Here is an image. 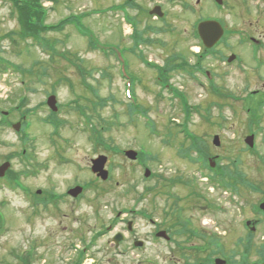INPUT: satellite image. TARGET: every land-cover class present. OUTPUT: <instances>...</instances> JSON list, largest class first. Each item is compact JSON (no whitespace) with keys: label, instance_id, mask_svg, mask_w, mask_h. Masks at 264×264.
Segmentation results:
<instances>
[{"label":"rangeland","instance_id":"1","mask_svg":"<svg viewBox=\"0 0 264 264\" xmlns=\"http://www.w3.org/2000/svg\"><path fill=\"white\" fill-rule=\"evenodd\" d=\"M119 1L59 0L55 3V0H42V4L49 11L47 24H57L71 13L88 14L83 18V23L89 30L94 45L91 44L90 38L88 40L80 34L73 25H67L62 31L43 33L42 36L45 34L43 38L55 44L58 52L69 54L70 51L80 56L81 60L77 63L83 66V70H88V74H85L86 80L97 89L98 97H94L91 91L81 85L83 71L80 72L78 66L44 48L43 41L34 42L35 39L30 37L22 39L16 33L21 29L17 17L12 14L9 4L0 1V57L28 70L26 77L14 66L7 71L9 75H2L0 71V107L12 110L11 115H18L19 118L22 110L15 112L13 107L21 97L29 99L27 105L22 107L24 110L34 111L31 112L33 121L27 147H32V151L37 152L41 159L45 160L50 152L54 151L52 146H58L52 143V139L56 143L58 141L59 146H65V141L69 140L72 147L69 155L73 163L61 166L57 174L54 173L56 169L50 172L59 182L61 189L74 176L81 181L92 178L98 182L97 188L92 190L91 202L81 207L82 213L84 210L90 211L88 224L82 221L84 227L106 225L111 216L108 210L132 205L134 194L141 195L138 207L158 213L164 208L165 202L170 200L169 193L184 199L190 192V187L184 184L167 187L166 181L160 180L157 175L146 178V167L152 170V174H162L166 179L174 177L177 183L191 179L195 189L216 194L218 202H223L225 196H228L233 204L231 210H245L246 201L242 202L244 206L239 203L240 195H229L230 192L226 193L218 184L211 187L210 177L205 176L209 170L202 162L194 163L191 160L199 159L201 153L206 152L205 144L212 156H218L217 161L220 160L221 164L231 166L239 156L242 162L240 168L247 178L264 188V107L260 121L254 124L250 121L254 116L247 112L249 106L246 104L249 98L251 105L264 98V66L256 68L250 49L237 46L234 42L230 49L222 48L221 54L209 55L203 60V66L210 71V76L197 73L194 79L186 71L176 70L167 76V81L187 98L189 105L197 107V110L182 107L180 99L172 93L171 88H160L159 85H166L164 76L128 52L129 44L124 40L123 34L127 38L129 29L124 27L123 32L117 12L108 10L109 5ZM188 1L198 10L192 12L175 7L171 19L177 31L164 35L168 47H145L143 56L146 60L164 66L167 58L180 49L187 53L189 64H194L197 59L192 52H197L199 47L197 39L192 35V23L198 18L205 20L218 17L227 29L249 32L256 36L263 35L264 38L263 0H224L228 4H225L226 8L222 11L216 10L218 5L210 0ZM8 34L12 36L7 37ZM229 38L234 41L238 35ZM172 39H178V44H172ZM231 52L242 56V62H237L236 59L233 63H224L223 54L228 55ZM261 53L264 57V51ZM43 65L49 68L48 74L40 76L38 72L42 70ZM31 72L34 74L31 75ZM39 77L41 81L37 82ZM59 77L68 80H62V84L58 85ZM212 85L217 86L215 93L211 89ZM125 89H129L130 99L127 98ZM52 92L57 95L58 102L62 105H67L73 99H77L81 107L87 104V113L93 115L91 123L97 128L112 122V130L103 132L106 144L142 152L144 156L151 157L146 161L147 166L127 159L123 153L108 151L107 168L112 175L111 179L103 181L94 175L88 165L89 155L95 156V152L91 150L94 143L90 137L91 130L89 131L92 125L87 124L85 131H82L85 125L80 112L72 110L60 114L59 118L67 121L66 125L59 128L60 137L53 135L54 127L44 123L43 118L51 111L44 103ZM96 102L106 103L102 108L97 107L96 111L92 104ZM251 114L253 115L252 112ZM187 117L190 118L185 121ZM252 132L256 134L255 145L258 154L251 153L245 143L246 136ZM189 133L194 134L193 138L188 136ZM215 135H219L221 139L220 146L213 144ZM14 139L15 135L11 130L0 131V140L9 143L0 144V153L13 151L11 141ZM192 142L196 147L194 149H190ZM101 150H105L103 146L100 147L99 151ZM52 154L55 155V152ZM40 180L38 176L29 177L28 183L36 187L40 185ZM131 186H134V189L126 192ZM148 188L150 190H147ZM8 197L11 198L12 204L6 211L9 221L0 229V264H19L15 254L23 255L27 252L34 254L31 264H73L76 251L71 244L79 241L75 240L74 230L71 229L80 223L77 219L73 220L74 214L68 212L69 216L64 219L42 220L32 214L30 209L26 214L19 192L0 191V200ZM262 197V193L252 191L248 200L255 204ZM192 203L181 202L180 205L186 210L185 215L211 230L216 231L219 226L224 228L229 220L237 219L236 212L221 214L216 218L204 216L201 204L196 207ZM97 209L101 210L99 217L94 213ZM138 225L145 226L147 223L140 220ZM83 226H78V231ZM105 240L98 242L99 247H109ZM97 256L99 261L95 262L90 258L85 260L84 264H133L135 260L131 257V260L121 257L120 262L108 263L106 260L111 254H107L106 260L101 255ZM255 257L256 255L253 256Z\"/></svg>","mask_w":264,"mask_h":264},{"label":"flooded vegetation","instance_id":"2","mask_svg":"<svg viewBox=\"0 0 264 264\" xmlns=\"http://www.w3.org/2000/svg\"><path fill=\"white\" fill-rule=\"evenodd\" d=\"M57 1L59 2V0H55V3ZM199 1L197 0V2ZM210 1L218 5L216 10L225 9V4H228L224 0H219V2ZM203 3L200 6L201 8ZM175 7L188 9L192 12L198 10L188 0H120L116 4L109 5L108 9L117 11V17L122 23L123 32L124 27L129 29L127 38L124 34L123 37L129 44L128 52L130 55H136L145 65L154 67L148 61H144L145 47L149 48V46L154 47L156 45L168 47L164 35L177 31L176 25L173 24L171 19L172 10ZM202 20V18H198L192 23V35L197 39L196 43L199 47L198 53L192 52V55L197 60L194 66L190 65L189 70H187L183 65L187 53L180 49L177 50L175 52V63L179 70L186 71L194 79L197 73L209 75V71L204 70L202 59L207 50L206 48H209L207 50L208 56L219 55L222 48L230 49L234 42L237 46H246L250 49L251 58L256 68L264 65V57L261 53L264 51L263 35L256 36L249 32H240L237 33L239 39L231 41L232 39H227L225 36L231 37L235 35V32L226 29L223 38L219 42L211 47H206L199 35L197 36L194 32V25ZM178 41V39L171 40L174 45H177ZM233 53L231 52V54ZM231 54H223L224 63H227V59ZM172 58L169 56L164 62L165 67H168V70H164V79H167L168 72H172ZM238 61L242 62V56L239 55ZM19 101L24 102L26 98ZM59 106L63 109L61 104ZM3 111L0 109V131L11 130L15 135V139L11 141L14 147L13 151L0 153V167L10 165L7 170H4V174H0V191L5 193L19 192L26 214L30 209L32 214L35 212L38 218L46 220L50 218L64 219V217L69 216L68 212H70L74 214L73 220L77 219L80 222L78 226H83V222L88 224L90 211L84 210V213H82L81 207L92 200L93 179L88 178L85 181L80 180L77 182L74 176L61 189L59 182L50 172H54L53 170L56 169L57 171L54 173L57 174L61 166L73 163L69 155L71 148L52 146L51 148L54 151L50 152L51 154L45 160L41 159L37 152H33L32 148L28 152L26 146L28 145V133L31 125L25 121V110H22L19 118H17L18 115L12 116L11 113ZM0 144L7 145L9 143L0 140ZM91 150L93 152V148ZM54 152L55 155L52 154ZM92 160L93 156L89 155V166ZM30 172L36 173L41 179L40 185L36 187L29 185ZM248 181L250 182L249 186L246 188L241 187L239 190L241 197L238 200L239 203L246 201L245 206L242 203L245 210L239 211L230 209L233 204L228 196H225L223 202H218L216 194L202 192L190 194V196L187 194L184 199L176 195H169L170 200L167 203L165 202L164 208L157 213L154 210L150 211L138 207L141 195L134 194L132 205H122L118 210H108L111 214L108 224L95 226L94 228L91 225L90 227L85 225L79 231L78 226L72 228L71 230H74V236H76L75 240L79 242L72 243L71 247H75L74 250L78 255L77 259H82L83 264L85 260L90 258L95 262L99 261L97 255L105 257L104 260H106L108 258L107 254H111V257L106 260L108 263L118 262L121 257L125 259L131 257L135 259L133 264H264V210L259 207L264 201V194L257 203L252 204L248 200L249 193L253 191L251 187L252 180L248 179ZM77 184L82 185L83 190L78 196H74L70 193V190ZM256 191L263 193L264 189L258 186ZM124 195L132 196L128 193ZM182 201L187 204L191 201L193 206L196 207L197 204H201L200 207L205 213L204 216L216 218L221 214H234L236 212L237 219L229 220L223 226L224 228L219 226L218 230H211L209 227L202 226L196 223L194 219L186 216L185 208L180 205ZM11 204L10 197L0 200V227L9 221L6 211ZM190 205L187 206L190 207ZM94 213L96 217H99L101 211H95ZM140 220H143L147 225H138ZM102 240L107 241L109 247L106 245L99 247L98 242ZM254 255H256L255 258H253ZM218 258H221L222 261L218 262Z\"/></svg>","mask_w":264,"mask_h":264},{"label":"trees","instance_id":"3","mask_svg":"<svg viewBox=\"0 0 264 264\" xmlns=\"http://www.w3.org/2000/svg\"><path fill=\"white\" fill-rule=\"evenodd\" d=\"M7 2H11L12 6V14H15V17H17L21 29L20 31L16 32L22 39L26 38H32L35 39L33 41L35 42H41L43 39V36L47 33H50V31H62L66 27L67 24L74 23L77 19V16H71L67 19L61 20L59 23L55 25H49L46 23V18L48 14V10L43 6L42 0H5ZM14 34V32H12ZM45 33L43 36L42 34ZM11 35H7V37H11ZM33 36L35 38H33ZM45 48L50 49L54 55H59L60 57L66 59L70 64L80 66L77 61L81 60L80 57L77 55L71 53L69 51L70 56L67 53H60L57 51V48L54 44L49 43L47 40L45 42ZM53 61V58L51 59ZM40 64V63H39ZM44 69V75L48 74V67L43 65ZM28 72V70H27ZM34 72H31V75H33ZM59 81L65 80L67 81L68 78L59 77ZM253 97V95L251 96ZM250 98L247 99L246 104L249 106V111L253 113L254 116H259L261 114V110L264 107V100L259 99L256 102H254V105H251ZM97 109V108H96ZM95 109V110H96ZM105 129L109 130V127H105ZM98 134H101L100 131H96ZM102 137L99 136L97 139L99 143L102 144ZM205 157L207 156L206 153H204ZM218 171L219 176L222 178L226 177H233L231 168L228 165H220L218 164ZM229 186V184H226ZM18 259H20L21 264H31L30 261H32V257L30 255L28 256H18Z\"/></svg>","mask_w":264,"mask_h":264},{"label":"water","instance_id":"4","mask_svg":"<svg viewBox=\"0 0 264 264\" xmlns=\"http://www.w3.org/2000/svg\"><path fill=\"white\" fill-rule=\"evenodd\" d=\"M199 30H200V34L202 35L206 44L209 47L214 45L219 40L221 35L223 34V29L220 26V24L216 21H211V20L202 22L199 26ZM49 105L53 107L54 109L56 108L55 96H51L49 98ZM214 142L217 145L220 144L219 136L215 137ZM246 142L250 144L251 146H253L254 145V135L247 137ZM127 155L131 158H136L137 153L134 151H128ZM106 161H107V158L104 156H101L94 160V166H93V171L98 172V174L102 176L104 179L108 178V171L104 169ZM149 175H150V171L147 170L146 176H149ZM262 208H264V204L262 205Z\"/></svg>","mask_w":264,"mask_h":264}]
</instances>
